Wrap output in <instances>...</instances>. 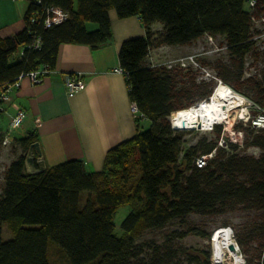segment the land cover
Returning <instances> with one entry per match:
<instances>
[{
  "label": "trees",
  "instance_id": "1",
  "mask_svg": "<svg viewBox=\"0 0 264 264\" xmlns=\"http://www.w3.org/2000/svg\"><path fill=\"white\" fill-rule=\"evenodd\" d=\"M26 1L24 30L0 36V91L21 74L41 67L55 70L61 44L95 49L110 41L109 12L115 10L121 19L139 16L147 30L145 38L122 43L119 62L131 101L151 124L110 149L99 172H89L83 161L73 160L29 174L25 156L37 138L29 134L15 139L23 153L6 170L0 197V222L14 237L0 241V264H51L50 243L64 253L68 264H173L176 249L154 245L145 257L136 240L147 230L183 222L193 213L212 216L238 210L259 215L236 231L245 264H264V129L248 132L251 140L244 146L259 148L258 157L226 141L229 150L218 146L221 125L214 127V139L203 137L184 153V136L172 129L168 117L208 99L212 89L192 97L193 89L175 92L169 71L146 64L152 47H191L205 36L222 37L230 63L218 68L219 79L238 93L246 85L253 101L264 107V69L259 78L244 76L248 57L261 58L264 64V47L258 49L255 39L263 31L254 29L252 19L264 16V0H256L254 8L249 0H40L41 5L37 0ZM43 5L67 12L68 20L48 28L32 24L31 17L37 12L41 16ZM88 23L98 28L89 31ZM156 23L162 25L161 33L151 31ZM33 30L41 38L40 50H26L23 58H16L19 48L34 41ZM3 113L0 110V117ZM213 151L205 167L196 166L198 157ZM124 205L130 212L118 235L114 218ZM190 234L209 237L197 228L173 232L178 239ZM252 245L259 251L254 259L249 257ZM190 261L211 264L208 253L204 261L197 256Z\"/></svg>",
  "mask_w": 264,
  "mask_h": 264
},
{
  "label": "crops",
  "instance_id": "2",
  "mask_svg": "<svg viewBox=\"0 0 264 264\" xmlns=\"http://www.w3.org/2000/svg\"><path fill=\"white\" fill-rule=\"evenodd\" d=\"M28 7L26 0H0L2 38L24 30ZM109 16L110 41L95 49L85 44H61L55 72L38 84L24 78L20 90L4 105L0 127L6 125L9 129L10 116L24 110L26 118L21 128L15 130L20 135L17 137L33 134L37 138L46 167L80 160L87 171L99 172L110 149L132 139L137 130L150 127L147 118L134 116L127 77L118 72L122 43L145 38L147 30L139 16L121 19L115 10H110ZM89 24V30L98 28ZM162 30L158 23L151 27L155 34ZM169 47L179 51L189 46ZM77 73L82 75L86 88L69 94L66 77Z\"/></svg>",
  "mask_w": 264,
  "mask_h": 264
},
{
  "label": "rangeland",
  "instance_id": "3",
  "mask_svg": "<svg viewBox=\"0 0 264 264\" xmlns=\"http://www.w3.org/2000/svg\"><path fill=\"white\" fill-rule=\"evenodd\" d=\"M89 25L96 24L90 23ZM254 29L263 31L264 33V24L255 23ZM89 31L93 30L90 29ZM263 33L261 34V36L255 35V39L257 41L256 45L260 50L264 47ZM20 50L21 49L19 48L18 52ZM229 63V55L224 45V39L222 37H215L210 39L207 36L197 41L191 47L179 51L166 45L152 47L149 50L146 58V64L148 66H155L169 71V74L174 79L175 92H182L183 90L188 91L193 89L194 91L192 92L191 97L195 93L204 89H212L213 94L218 86V68L227 66ZM263 69L264 64L261 58L258 61H255L253 57H248L244 66V76L249 77V75H254L259 78ZM239 93L247 99V107H245L246 118H238V116L235 115L231 124H227L224 122L219 124L221 125V132L217 143H219V141L223 139L228 143L236 144L239 147V150H244L245 154L258 157L262 152L259 148L249 147L244 149V146L246 142L251 140V137L247 136L248 132L251 133L252 131H254V133H257V130H259L251 126L249 119H253L254 117H256L260 113V110H258L254 105V95L248 92L246 85L243 86L242 91ZM2 117L3 114L0 118ZM8 133L9 130L7 129V126L1 125L0 197L5 186L6 170L8 169L10 163L14 159H16L17 156L23 153L19 145L15 142V139L18 138L17 136H20L18 131H13V134L10 135V142L4 144L3 141ZM180 133L184 136L185 146L188 145L189 148L190 146L196 144L203 137H207L209 139H214L216 137L215 128L211 131H204L198 128L180 130ZM218 146L229 150V147L226 146L225 143ZM129 212L130 207L124 205L118 208L115 214L114 223L116 226V233L118 235L122 234L120 226ZM258 217V214L246 210H238L223 215L212 216H204L193 213L190 214L183 222L175 220L170 222L163 229H151L145 231L136 240V244L139 249H142V255L145 257H148L151 254V247H153L154 245L163 246L164 249H167L169 247L176 249V256L173 260V264H192L190 261L191 256H197L201 259V261H204L206 253L209 254V261L211 264H228L225 256L218 255L213 248L212 237L214 231L220 227L231 228L236 240V231L242 229L244 225L252 223ZM190 228H197L200 231L208 233L209 237L205 238L196 234H190L183 239L174 238V231H185ZM13 237L14 234L10 231L8 226L5 223L0 222V241H7L9 239H12ZM49 247V261L51 264H68L67 257L59 248L54 246V244L52 243L49 244ZM255 248L256 245H252L249 249V257H251L252 259L256 258L259 255V251ZM239 252L242 258L239 263L245 264L246 256L242 253L241 249H239Z\"/></svg>",
  "mask_w": 264,
  "mask_h": 264
},
{
  "label": "built area",
  "instance_id": "4",
  "mask_svg": "<svg viewBox=\"0 0 264 264\" xmlns=\"http://www.w3.org/2000/svg\"><path fill=\"white\" fill-rule=\"evenodd\" d=\"M37 4L41 5L40 0H37ZM255 5H256V0H249V6L251 8H254ZM40 12H41V16L39 15V12L35 13L31 17L30 22L32 24H35V23L41 24L45 28H48L53 25H59L63 23L64 21L68 20L69 18V14L67 12L62 11L60 8L55 7L53 5H43ZM252 19L254 23L264 24V16H261L260 18L253 17ZM36 33H37L36 30H33L32 34L35 35L34 41L30 45L22 48L18 53H16L15 55L16 58H19V59L23 58L25 56L26 50L28 51L40 50L42 46V41H41V38L36 35ZM209 38L212 39V37H209ZM53 72L55 71L49 70L46 67H41L38 70H34L26 74H21L20 76L15 78L12 84L8 85V87L0 91V110L5 111L4 105L10 102L11 96L20 90L21 81L24 78L29 79L33 84H38V83H41L46 76H48L49 74H52ZM118 72L123 73L126 76V73L124 72L123 69H119ZM217 81H218V86L224 84L221 79H217ZM65 87L69 94H74V93L83 91L86 88V82L82 79V75L80 73L68 75L65 80ZM208 99H210V97ZM208 99L204 101H207ZM200 103L193 105V107L199 106ZM254 105L257 107L258 110H260V113L253 119H249V122L251 126L255 129H264V107L262 108L256 103H254ZM131 110L137 119L146 118L145 115L140 112L135 102H131ZM173 113L174 112H172L171 115L169 116L170 125L172 129L180 131L181 129L175 128L174 124L172 123L171 118H172ZM25 118H26V113L24 110H17L14 115L10 116L9 129H8L9 133L3 141L4 144H7L10 142V139H11L10 135L12 134L13 131L21 128ZM223 143H225V141L221 139L218 145H221ZM214 154H215V151H213L212 153L208 155H202L198 157L195 161L196 166L199 168L205 167L207 163L209 162V160L214 157Z\"/></svg>",
  "mask_w": 264,
  "mask_h": 264
},
{
  "label": "bare ground",
  "instance_id": "5",
  "mask_svg": "<svg viewBox=\"0 0 264 264\" xmlns=\"http://www.w3.org/2000/svg\"><path fill=\"white\" fill-rule=\"evenodd\" d=\"M247 99L227 85H219L208 101L199 106L186 108L172 115L174 127L181 130L201 129L210 131L215 124H231L235 115L246 118ZM237 118V119H238ZM213 248L218 255L225 256L228 264H240L239 248L232 250L231 245L238 246L231 228L220 227L212 237Z\"/></svg>",
  "mask_w": 264,
  "mask_h": 264
},
{
  "label": "water",
  "instance_id": "6",
  "mask_svg": "<svg viewBox=\"0 0 264 264\" xmlns=\"http://www.w3.org/2000/svg\"><path fill=\"white\" fill-rule=\"evenodd\" d=\"M188 148L189 146L186 145L184 153L186 152ZM25 169H26V172L29 174L41 173L46 169L45 160L43 158L41 148L38 142H35L29 146V149L25 156ZM238 248H239V245L236 247L234 245H231L232 250H237Z\"/></svg>",
  "mask_w": 264,
  "mask_h": 264
},
{
  "label": "clouds",
  "instance_id": "7",
  "mask_svg": "<svg viewBox=\"0 0 264 264\" xmlns=\"http://www.w3.org/2000/svg\"><path fill=\"white\" fill-rule=\"evenodd\" d=\"M212 95H213V94H212ZM212 95H211V96H212ZM211 96H210V97H211ZM202 102H203V101H202ZM175 112H176V111H175ZM168 119H169V117H168ZM216 125H219V124H215V126H216ZM215 126H212V127L210 128V131L213 130Z\"/></svg>",
  "mask_w": 264,
  "mask_h": 264
}]
</instances>
